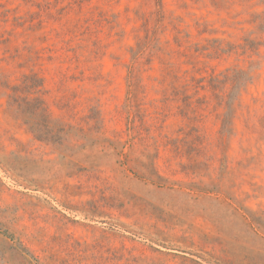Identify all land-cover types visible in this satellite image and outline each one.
<instances>
[{"label": "rangeland", "instance_id": "rangeland-1", "mask_svg": "<svg viewBox=\"0 0 264 264\" xmlns=\"http://www.w3.org/2000/svg\"><path fill=\"white\" fill-rule=\"evenodd\" d=\"M0 264H264V0H0Z\"/></svg>", "mask_w": 264, "mask_h": 264}]
</instances>
